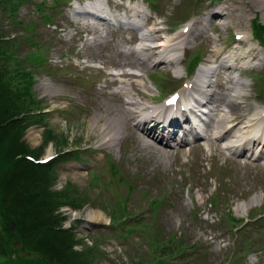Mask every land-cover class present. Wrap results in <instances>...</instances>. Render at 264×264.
Masks as SVG:
<instances>
[{"label": "rangeland", "instance_id": "374dc122", "mask_svg": "<svg viewBox=\"0 0 264 264\" xmlns=\"http://www.w3.org/2000/svg\"><path fill=\"white\" fill-rule=\"evenodd\" d=\"M86 1L0 0V33L9 43L8 50L7 44L2 48L8 55L0 65L18 71L20 79L26 73L32 83L25 101L35 104L23 118L29 125L22 141L37 161L50 153L54 156L53 162L44 164L53 168L51 174L56 177L50 189L65 193L69 203L53 212L55 224L65 234H49L42 246L45 254L41 249L19 256L25 260L44 257L47 264H58L55 255L59 258L61 253L68 261L79 255L84 264H264V157L250 161L247 152L240 157L230 158L228 152L219 156L203 141V149L191 150L197 142L169 148L166 141L147 138L141 128L131 132L125 122L134 126L141 116L130 120L124 105L120 110L115 100L125 99L119 93L123 84L107 87L110 72L125 71L142 76L124 82L136 84L137 91L128 87L129 96L141 105L136 111L162 107L174 91L180 92L182 100L191 89L188 82L198 74L186 76L184 59L204 53L200 68H213L210 79L224 86L216 91L228 94L238 105L236 109L221 105L218 116L229 118L237 110L247 118L254 113L259 117L264 110V50L250 38L252 29L264 39V0H103V11L115 24L128 18L123 6L140 4L163 31V38L184 33L211 9L223 10L234 3L235 16L225 30L214 31L203 22L186 34L188 43L177 68L181 79L169 68L149 62L143 71L125 67L116 45L128 41L134 32L130 26L107 28L74 14V7L83 8ZM201 29L206 32L202 37ZM116 32L123 36H113ZM103 40L107 41L104 47H94L93 43ZM248 47L256 49L257 59L239 62L238 56ZM209 50L220 53L216 62ZM231 64L253 71L241 74ZM232 79L243 83L239 94L226 90L234 86ZM109 118L118 122L122 137L112 145L102 143L91 126L95 119L102 123ZM34 173L44 176L40 169ZM87 210L102 213L107 221L97 222L94 228L86 226ZM11 223L3 227L0 218V254H9V243H1V238L5 232H15ZM61 241L63 252L58 247ZM20 247V242L17 247L10 244L12 250L20 251Z\"/></svg>", "mask_w": 264, "mask_h": 264}, {"label": "bare ground", "instance_id": "6f19581e", "mask_svg": "<svg viewBox=\"0 0 264 264\" xmlns=\"http://www.w3.org/2000/svg\"><path fill=\"white\" fill-rule=\"evenodd\" d=\"M256 1V0H250ZM262 1V0H259ZM102 1L95 0L93 2H88L83 8L79 10L81 15L88 16L90 18H94L97 22H103L106 25H112V22L105 18L104 16L98 14L100 10H102ZM138 7H133L127 9L126 13L130 16L128 17L130 20L124 23L120 21L123 25L132 26L133 29L137 31L139 36H133L127 44H133L135 42H140L141 47L123 49V44L118 43L117 47L120 49L121 59L124 61L123 65L125 67L136 68L139 71L145 70L149 63H154L156 66H169L172 67V70L176 72V65L174 63L175 58L178 59L180 55L178 54L182 49L183 45L186 42V37L183 33H179L172 38H163V31L160 30L158 24L154 22L153 18L148 17L144 14ZM96 15L90 13L93 11ZM236 6L234 3H230L225 6L223 10L211 9V11L201 18V21L197 20L191 27L188 29V33L191 34L192 30L199 25H202L203 22L209 23L213 26V30H217L221 28L225 30L231 22V20L235 15ZM144 17L146 19L139 20L140 17ZM238 16V15H237ZM132 18V19H131ZM217 23V24H216ZM147 28V29H146ZM202 30V29H201ZM203 30L201 31V33ZM114 36H122V33H116ZM105 40L101 43L96 44L93 43L94 47H104ZM123 49V50H122ZM122 50V51H121ZM236 54V53H235ZM219 55V52L215 53V57ZM244 58L248 62H252L257 58V54L254 48L248 47L243 54L240 55V60ZM149 62V63H148ZM121 67V66H120ZM211 68L200 69L196 79L192 83L193 91H199L204 95V102L206 105H212V110L209 111L212 114L213 118L209 116V125L204 132V142L206 146L211 150L212 153H217L219 156H223L224 152H231L232 156L239 155L240 152H252L254 148L263 151L264 150V121L263 117H257V114H253L251 118H247L246 114H240L237 110H233L231 113V117L228 116H218L220 115V104H225L231 108H237L238 105L235 104L227 94H217L215 91L210 92L207 89L211 88L212 82L209 78V74L211 73ZM112 77V76H111ZM118 79L122 81L127 80L125 78L130 79H141V75L123 72L117 76ZM236 86L232 89L235 93L239 94V88L242 86L240 81H235ZM222 87V84L219 80L215 82L214 88L218 89ZM131 88L134 91L136 90V84L132 83ZM201 89V90H200ZM120 93L125 96V99L121 101L120 99H116L115 101L119 104L120 110L122 109V105L125 106L124 115L126 117L131 118L135 113H142V119L135 126L136 128L143 127L145 129L144 135L149 137L153 136L155 141H174L177 135L178 129L180 130L181 123H188V114L197 117L195 112H187L181 111L180 107L184 106V104L178 105L179 113L171 112L170 109L162 108H143L136 111L137 106H141L139 102L134 101L128 94V89L126 86L121 87ZM184 102L187 100H183ZM239 110V109H238ZM122 113V111H121ZM100 119V118H99ZM95 119L91 126L94 128L93 131H97L100 136V141L102 143H108L110 145L118 142L121 137L120 127L116 120L104 119L101 123V120ZM126 124V123H125ZM149 124V126H148ZM128 129L133 132L134 129L129 127ZM194 126L186 127L182 133L181 137L177 139V145H182L185 143H189V136L200 137V134L194 130ZM182 130V129H181ZM220 144H223L221 146ZM200 145L193 146V149H200ZM51 154V153H50ZM47 155L46 157L50 156ZM262 155V154H261ZM237 162V161H236ZM249 207L246 206V209ZM86 218L89 222H106L104 216L100 212H94L87 210ZM74 216L76 213L74 212Z\"/></svg>", "mask_w": 264, "mask_h": 264}, {"label": "trees", "instance_id": "16d2710c", "mask_svg": "<svg viewBox=\"0 0 264 264\" xmlns=\"http://www.w3.org/2000/svg\"><path fill=\"white\" fill-rule=\"evenodd\" d=\"M257 38L264 46V39L259 36ZM6 44L8 50L9 43L0 33V60L8 55L7 50H2ZM17 72L9 69L6 64L0 65V218L3 227L10 225L11 221L15 223V232L12 235L5 232L1 238L3 244L8 241L6 251L9 254H0V264H47L44 257L25 260L19 254L37 253L41 249L45 250V254L46 248L42 246L48 235L65 234L59 229V224H55L53 212L58 205L69 203L65 202L67 198H63V192H53L50 189L56 180L51 174L52 167L39 166L25 159L26 156L33 157V152L22 141L24 131L29 125L23 118L32 112L30 106L35 103L25 101L32 84L28 75L23 73L21 80ZM39 169L44 176L34 173ZM41 219H45L49 227L42 225ZM15 241L20 242V251L10 249V244ZM58 247L63 252L62 241ZM67 248H70V244ZM10 254L15 257L12 259ZM55 257L58 264L85 263V259L79 255L74 256L72 261H68L63 253L59 258L56 255ZM159 260L161 261L160 258ZM155 262L150 261L148 264Z\"/></svg>", "mask_w": 264, "mask_h": 264}]
</instances>
